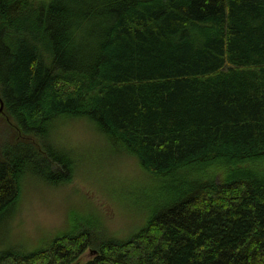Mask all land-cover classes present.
<instances>
[{"label":"trees","instance_id":"16d2710c","mask_svg":"<svg viewBox=\"0 0 264 264\" xmlns=\"http://www.w3.org/2000/svg\"><path fill=\"white\" fill-rule=\"evenodd\" d=\"M0 99V264H264V0H0ZM72 119L133 158L143 223L15 242L25 184L75 175Z\"/></svg>","mask_w":264,"mask_h":264},{"label":"rangeland","instance_id":"374dc122","mask_svg":"<svg viewBox=\"0 0 264 264\" xmlns=\"http://www.w3.org/2000/svg\"><path fill=\"white\" fill-rule=\"evenodd\" d=\"M5 128L0 121V138ZM53 138L55 145L68 151L69 159L75 164V175L57 188L25 184L18 214L12 223L11 236L18 235L13 241L42 245L65 229L71 213L92 212L103 232L122 238L136 232L145 212L141 207L136 210L130 201L142 187L141 172L133 158L127 152L119 157L118 151L87 119L57 121ZM111 191H115L122 204L113 199ZM85 253L83 263L91 257L90 251Z\"/></svg>","mask_w":264,"mask_h":264},{"label":"water","instance_id":"95a60500","mask_svg":"<svg viewBox=\"0 0 264 264\" xmlns=\"http://www.w3.org/2000/svg\"><path fill=\"white\" fill-rule=\"evenodd\" d=\"M3 113V102H2V100L0 99V114H2ZM90 253H93V254H95L96 252L95 251H90Z\"/></svg>","mask_w":264,"mask_h":264},{"label":"bare ground","instance_id":"6f19581e","mask_svg":"<svg viewBox=\"0 0 264 264\" xmlns=\"http://www.w3.org/2000/svg\"><path fill=\"white\" fill-rule=\"evenodd\" d=\"M119 157H122L123 156V154H122V152L121 151H118V154H117Z\"/></svg>","mask_w":264,"mask_h":264}]
</instances>
